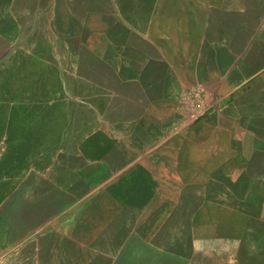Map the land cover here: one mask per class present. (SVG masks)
<instances>
[{
    "label": "rangeland",
    "instance_id": "374dc122",
    "mask_svg": "<svg viewBox=\"0 0 264 264\" xmlns=\"http://www.w3.org/2000/svg\"><path fill=\"white\" fill-rule=\"evenodd\" d=\"M0 264H264V0H0Z\"/></svg>",
    "mask_w": 264,
    "mask_h": 264
},
{
    "label": "built area",
    "instance_id": "2783aa9c",
    "mask_svg": "<svg viewBox=\"0 0 264 264\" xmlns=\"http://www.w3.org/2000/svg\"><path fill=\"white\" fill-rule=\"evenodd\" d=\"M210 97L209 93L200 87L186 89L177 104L179 125L189 126L202 119L214 105Z\"/></svg>",
    "mask_w": 264,
    "mask_h": 264
},
{
    "label": "crops",
    "instance_id": "0c3cea01",
    "mask_svg": "<svg viewBox=\"0 0 264 264\" xmlns=\"http://www.w3.org/2000/svg\"><path fill=\"white\" fill-rule=\"evenodd\" d=\"M211 111H213V109H211L210 111H208L207 114H206L202 119H200L199 121H197V122H195V123H193V124H190L189 126L183 128V129H184L185 131L191 129L190 132H192V131L194 130V126L197 125V124H199L200 121H202L204 118H207V117L211 114ZM185 131H184V132H185ZM192 136L194 137V132H193V135H192Z\"/></svg>",
    "mask_w": 264,
    "mask_h": 264
}]
</instances>
